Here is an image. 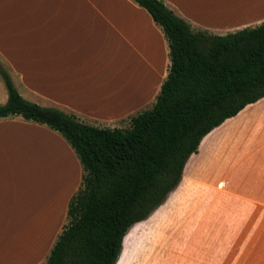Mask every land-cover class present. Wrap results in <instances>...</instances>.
Segmentation results:
<instances>
[{
	"label": "crops",
	"instance_id": "crops-1",
	"mask_svg": "<svg viewBox=\"0 0 264 264\" xmlns=\"http://www.w3.org/2000/svg\"><path fill=\"white\" fill-rule=\"evenodd\" d=\"M164 2L211 34L264 22V0ZM0 58L26 99L110 128L154 104L171 64L163 30L135 0H0ZM4 83L0 75V105L8 100ZM40 134L65 145L48 147L36 178L42 185L46 174L53 184L42 197L17 184L13 168L17 150L37 146ZM59 145L67 159H54ZM82 180L80 160L59 133L22 116L0 118V264L46 262ZM242 208L264 212V97L203 137L164 203L129 229L116 264L138 224L123 264H231L230 247L242 240L214 232L242 230Z\"/></svg>",
	"mask_w": 264,
	"mask_h": 264
},
{
	"label": "trees",
	"instance_id": "trees-1",
	"mask_svg": "<svg viewBox=\"0 0 264 264\" xmlns=\"http://www.w3.org/2000/svg\"><path fill=\"white\" fill-rule=\"evenodd\" d=\"M163 30L171 64L154 104L126 127H102L26 99L4 64L0 118L22 116L59 133L83 168L68 223L44 264H116L129 229L180 182L203 137L264 97V22L224 35L195 30L164 0H135Z\"/></svg>",
	"mask_w": 264,
	"mask_h": 264
},
{
	"label": "rangeland",
	"instance_id": "rangeland-1",
	"mask_svg": "<svg viewBox=\"0 0 264 264\" xmlns=\"http://www.w3.org/2000/svg\"><path fill=\"white\" fill-rule=\"evenodd\" d=\"M2 59L0 58V62ZM5 84V83H4ZM6 92L7 88H6ZM129 124L126 123V126ZM40 138L38 139V145L33 146L32 149L27 150L26 147H24V150H17L15 160H17V164L15 165L14 168V176L15 180L18 183H21L22 186H26V183H30L31 185V191L33 193H38V197L44 196V194H51L52 192V180L51 182L49 181L51 178L47 177L45 180H43L42 185L38 182V179L36 178L39 174V169L40 166L43 163H46L47 159V153H48V147L49 145L52 147L54 143L64 145V142L61 140H56L57 137H53V135H49L47 137H42V135H39ZM57 141V142H56ZM65 146V145H64ZM63 146V147H64ZM56 149L63 153V149L60 148L59 146H56ZM55 149L52 147L51 150L49 151H54ZM41 154V155H40ZM64 154V153H63ZM43 156L42 162H39L41 160L39 156ZM64 157H62L63 160ZM22 160L21 164H19V161ZM37 160V161H36ZM36 162L38 163V166L36 165ZM35 164V168L34 167ZM44 165V164H43ZM52 168V169H51ZM51 170L55 171V168L51 166ZM64 168V167H63ZM67 168V167H65ZM48 169H46L47 171ZM55 174V173H54ZM10 176V175H9ZM67 178V177H66ZM48 179V180H47ZM66 181V183H63L61 185V180L58 181V185L60 187L67 185L68 179L63 180L62 182ZM50 182V183H49ZM48 184H50V190L48 187ZM41 185V186H40ZM59 187L55 186L53 187V192L58 191ZM42 194V196H40ZM58 209V207H57ZM153 218V217H152ZM237 219V218H236ZM152 220V219H151ZM68 223V220L66 224ZM222 226V224H221ZM143 224H138L137 226L134 227L132 233H129V235L125 239V249L124 253L122 256L121 261L119 264H123L125 261V258H127L128 254L131 252V249L133 247V242L131 239L135 237L134 232H136L138 229L142 228ZM214 237L215 238H231V240H237L241 239L242 240V245H235L231 246V264H264V212L256 210V211H251V209L247 210L242 208V230H215L214 232ZM242 255V257H240Z\"/></svg>",
	"mask_w": 264,
	"mask_h": 264
},
{
	"label": "bare ground",
	"instance_id": "bare-ground-1",
	"mask_svg": "<svg viewBox=\"0 0 264 264\" xmlns=\"http://www.w3.org/2000/svg\"><path fill=\"white\" fill-rule=\"evenodd\" d=\"M204 140H205V139H204ZM59 146H60V145H59ZM60 147H61V146H60ZM61 148L63 149L64 152H63V151H62V152H63L64 154L60 152L62 156H61V155H54V159H56V158L62 159V157H64L63 159H67V158H68V155H67V154H69V153H66L63 147H61ZM58 154H59V151H58ZM40 155H41V154H40ZM37 156H39V155H37ZM40 157H41V156H39V158H40ZM42 158H43V156H42L40 159H38V160H41V161L39 162V166H40V163L42 162V160L44 161V159H42ZM69 159H70V157H69ZM36 161H37V160H36ZM36 165L38 166V163H37V162H36ZM37 166H36V167H37ZM34 167H35V164H34ZM36 167H35V168H36ZM36 169H37V168H36ZM39 171H40V169H39ZM45 176H46V178H47V175H46V174H45ZM41 178H42V177H41ZM40 180H41V179H40Z\"/></svg>",
	"mask_w": 264,
	"mask_h": 264
}]
</instances>
